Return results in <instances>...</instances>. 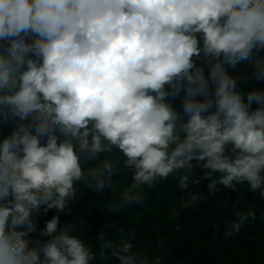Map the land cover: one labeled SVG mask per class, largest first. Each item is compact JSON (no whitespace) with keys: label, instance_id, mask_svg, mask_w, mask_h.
Listing matches in <instances>:
<instances>
[{"label":"clouds","instance_id":"clouds-1","mask_svg":"<svg viewBox=\"0 0 264 264\" xmlns=\"http://www.w3.org/2000/svg\"><path fill=\"white\" fill-rule=\"evenodd\" d=\"M253 49L264 0H0V120L31 117L0 141V264H165L123 229L98 251L59 216L38 231L33 212L70 213L77 184L112 195L118 170L114 214L169 179L177 217L206 200L202 183L264 201V88L228 71L249 61L264 82ZM234 216L218 225L226 240L256 219Z\"/></svg>","mask_w":264,"mask_h":264},{"label":"trees","instance_id":"trees-1","mask_svg":"<svg viewBox=\"0 0 264 264\" xmlns=\"http://www.w3.org/2000/svg\"><path fill=\"white\" fill-rule=\"evenodd\" d=\"M255 57L264 58V49H253L252 58ZM248 64L249 61L238 63L228 69L229 74L235 77L248 75L249 87L264 88V82L257 83L251 79ZM174 105L181 111L180 100ZM30 121L31 117L23 121L19 118L0 120V141L11 135L16 127L28 125ZM111 179L117 180L112 195L108 187L96 192L77 184L76 187L81 190V201L70 205V213H58L55 209L44 213V206H41L39 212L32 213L38 231L46 221L59 216L58 227H67L70 235L86 243L89 241L97 247L94 251H98L97 239L101 232L109 240L118 239L123 229L126 237H134L138 247L147 246L151 252L162 254L165 264H264V201L259 199L258 193L248 191L246 185L240 186L237 192L225 190L213 197H208L204 183L193 186V191H203L206 200L198 208L185 210L177 217L174 212L184 193L171 179L161 182L155 189L149 190L145 186L144 202L133 204L117 214L111 213V201L116 192L129 182V176L124 170H118ZM238 209L254 211L256 219L246 224L240 234L226 240L222 227L218 225L234 219ZM177 224L180 225L179 230L176 229ZM37 234H32L30 238L34 239ZM161 238L166 240L165 250L159 248L158 240ZM110 264H115V261Z\"/></svg>","mask_w":264,"mask_h":264},{"label":"rangeland","instance_id":"rangeland-1","mask_svg":"<svg viewBox=\"0 0 264 264\" xmlns=\"http://www.w3.org/2000/svg\"><path fill=\"white\" fill-rule=\"evenodd\" d=\"M80 201H81V190L78 189V195H77L76 199L72 203H78Z\"/></svg>","mask_w":264,"mask_h":264}]
</instances>
